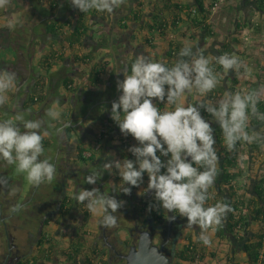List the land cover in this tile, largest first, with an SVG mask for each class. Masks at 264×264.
I'll list each match as a JSON object with an SVG mask.
<instances>
[{"label": "crops", "instance_id": "1", "mask_svg": "<svg viewBox=\"0 0 264 264\" xmlns=\"http://www.w3.org/2000/svg\"><path fill=\"white\" fill-rule=\"evenodd\" d=\"M171 1L180 5L194 3V0ZM215 2L217 7L213 8ZM205 3L211 5L206 6L210 13L206 20L210 26V35L190 24L184 13L176 15L174 10L163 13L162 17L169 28L166 34L162 35L157 29L149 30L144 25H152V15L156 8L163 4V0H125L122 7L113 15L106 14L105 21L101 22L96 18L95 25L90 26L89 36L93 35L91 39L96 38V32L105 31L107 42L104 46H94V39L87 38L83 46L68 47L61 36L46 32L49 23L72 24L76 12L66 0H13L8 15L0 12V68L15 71L19 79L16 91L10 94L9 103L0 106V119L23 110L26 118L44 120L49 132L43 141L45 156L50 157L51 162L55 164L57 176L66 173L48 196L42 194L45 184L39 187L29 186L26 188L27 192L25 190L21 196H17V200L15 196L8 199L7 196L0 195L1 209L4 201L12 199L10 206H6L1 212L2 262L6 260L9 252L8 244L13 243L10 250L15 263L27 261L28 264H81L68 263L60 254L52 258L47 257L45 245L41 248L36 247L40 235L36 231L40 230L41 224L40 232L58 243L57 250H67L81 223L78 202L74 195L81 189L90 190L95 187L106 195L126 201V204L118 210L119 213H116L118 220L114 228L99 227L96 218L89 214L83 228L86 232L84 247L87 252L89 246L101 245L102 254L98 256L101 261L121 264L110 261L109 253L102 244V232L104 229L106 238L115 237L117 242L129 243L134 236L131 234L132 225L143 224L149 219L146 211L139 210L140 202L151 197L153 193L148 191L143 196L137 195L140 189L147 187V176L145 174L140 189L132 188L131 195L128 196L111 192L112 187H118L120 178L117 175L105 172L95 185L85 183V176L93 166L99 167L104 162L107 153H113L115 159H133L127 149L135 145L136 141L131 136L125 137L120 133L118 126L110 118V109L112 102L121 94L117 88V81L124 78L122 74L114 71L128 69L129 62L134 59V53H143L153 61L165 63L170 42L175 46L179 45L178 53L186 43L195 42L207 52L219 55L220 46L225 41H231L232 54L239 56L251 71L250 77L238 74V83L234 86V91L246 88L264 89V0L261 8L257 7L256 0H205ZM137 10L136 15L141 16L139 20L134 19L133 13ZM173 17L178 19L174 27L171 24ZM68 25L62 27V30L67 31ZM51 49L56 50L57 57L48 67H42L41 57ZM90 52L95 61L106 63L102 83L95 87H92L88 80L90 66L79 64L74 59V56ZM233 77L234 74L231 72L226 75L222 73V80L218 85L223 89L221 96L231 85ZM37 82L42 85L44 98L40 102L35 99L37 103H31L30 97H34L33 88ZM57 99L60 101L61 119L48 121L46 111ZM57 128L62 129L59 135L56 132ZM102 128L107 129V136L98 140ZM261 129H264V125ZM98 142L99 148L92 149ZM83 152H90V156L83 158ZM241 160L243 170L249 168L245 176L249 175L250 171L255 177L264 175V146H260L258 152H251L245 144L241 149ZM9 168V165L0 162V176ZM106 174L109 176L108 180L105 179ZM19 180L10 176L8 178L9 183L18 190L22 183V180ZM238 182L240 185L243 184L240 191L248 183L245 177H240ZM249 195L250 193H247L246 198ZM66 197L69 199L68 206L66 205L69 212L65 216H60V204ZM14 206H19V211L10 213L9 210ZM176 220L178 225L182 226L181 238L178 241L190 234L193 239H197L199 229L193 231L186 228V218L177 216ZM259 227L257 223L250 226L252 232H256ZM204 247L206 250L203 261L209 264L226 261L230 256L231 244L226 240L217 241L213 235L212 246ZM211 253H214L213 258L210 256ZM235 260L245 261V253L242 251L237 253Z\"/></svg>", "mask_w": 264, "mask_h": 264}, {"label": "clouds", "instance_id": "2", "mask_svg": "<svg viewBox=\"0 0 264 264\" xmlns=\"http://www.w3.org/2000/svg\"><path fill=\"white\" fill-rule=\"evenodd\" d=\"M66 2L79 13L95 10L111 16L125 0ZM12 6L13 0H0V12L5 15ZM133 55L130 69L114 71L124 78L117 81L121 94L110 109V118L120 133L136 141L127 149L133 159H115L113 153H107L99 167L93 166L88 171L85 183L95 185L105 172L117 175L118 187H112L111 191L128 196L132 188L140 189L146 174L147 187L137 195L151 191L169 222H174L177 216L186 218L185 227L199 229L198 242L211 247L212 235L233 212L229 203H209L212 199L209 190L220 171L213 125L221 130L228 152L234 151L238 144H264V131L250 127L253 120L264 125V111L259 107L264 89H226L220 98L210 99L209 94L221 83L222 73L250 77L251 71L239 56L213 55L195 42L186 43L171 66L153 61L143 53ZM216 66L222 73L216 71ZM18 83L15 71L0 68V106L9 103ZM46 117L48 121L61 119L58 99L47 109ZM61 131L57 128V135ZM48 135L45 121L26 118L23 110L0 119V162L14 166L15 172L25 176L32 187L51 184L57 168L45 156L43 141ZM17 191L7 177L0 176V195L12 198ZM74 199L85 205L102 228L116 227V213L126 204L95 187L81 189ZM153 207L150 205L146 210L152 211ZM9 211L16 213L19 206Z\"/></svg>", "mask_w": 264, "mask_h": 264}, {"label": "trees", "instance_id": "3", "mask_svg": "<svg viewBox=\"0 0 264 264\" xmlns=\"http://www.w3.org/2000/svg\"><path fill=\"white\" fill-rule=\"evenodd\" d=\"M257 7L261 8L263 0H256ZM140 5V4H139ZM211 6L206 4L205 0H194L193 4L180 5V3L172 2L171 0H163V4L156 8L152 15V25L147 26L149 30L153 28L157 29L160 34H166V30L169 28L164 20L163 13L169 10H174L175 14L184 13L189 20L190 24L194 27H199L205 31V34L210 35V26L206 22L209 17V10L206 6ZM75 19L68 25L67 22L64 23H49L46 26V32L54 36H61L63 42L68 47L83 46L87 38L91 39L93 36H89L90 26L95 25V19H99L101 22L105 21L107 13H99L95 10H91L88 13H79L75 10ZM134 12V19L139 20L141 16L136 15ZM177 17L172 18V26L174 27L177 21ZM68 25L67 31H63L62 27ZM93 33V31H92ZM106 33L105 31H100L96 38H93L94 46H104L106 45ZM174 46V47H173ZM179 50V45H173L169 43V51L167 52V61L165 64L171 66L174 63V58ZM224 53L232 54L231 41H225L218 49V54L222 55ZM57 57L56 50H49L45 55L41 57L40 64L42 67H48L50 62ZM78 58V60H77ZM74 59L79 64L85 66H90L88 71V80L92 87H95L102 83V77L106 73V63L104 61H95L92 53L81 54L78 57L74 56ZM133 61V60H132ZM132 61L128 64V69H130ZM216 71L222 73V69L216 66ZM222 80V79H221ZM67 82V81H66ZM238 83V74H234L231 80V85L227 90L234 91V86ZM222 87L218 86L212 93L209 94L210 99H215L221 96ZM44 90L42 85L37 82L33 88L34 97H30L31 103H37L35 99L40 102L44 98ZM36 97V98H35ZM163 108L164 105H158ZM260 110L264 111V103L261 102L259 105ZM202 115H205L202 113ZM206 118L210 119V117ZM215 127V138H216V148L220 156L219 161V174L217 176L214 186L209 190L212 199L209 201L210 204H215L217 202L229 203L233 212L229 213L227 218L224 220L222 226L217 232L213 234V238L217 241L226 240L231 244L230 256L226 260L229 264H264V175L260 174L258 177L250 171L249 168L246 171L243 170L244 167L241 166V149L245 144H238L236 149L232 152L225 150L223 146L222 132L218 126ZM259 122L253 120L250 123L252 128H260ZM262 130V129H261ZM264 131V129L262 130ZM247 145V144H246ZM260 146L264 144H253L247 145V149L251 152H258ZM254 154L252 153L251 158L253 159ZM251 159V161H252ZM250 161V162H251ZM252 163V162H251ZM250 166V164H249ZM240 177H245L248 182L247 185L240 191L241 188L238 179ZM112 192V191H111ZM250 195L246 198V194ZM68 197L61 201L59 214L60 216H65L68 214ZM67 205V206H66ZM153 205L152 211H147L148 207ZM79 212L81 215V223L78 226V233L70 242L67 250H57L58 243L53 242L51 237L45 236L43 233L39 236L36 247L41 248L44 245L47 257H56L57 254L64 256L68 263L81 262V264H108L107 261H101L98 256L102 254L101 245H95L94 247L89 246L88 251L84 247L86 232L83 230L86 225L89 212L84 204L78 203ZM148 213L151 223L157 224L159 226L164 225L167 219L162 214L163 210L159 209V206L153 199V194L151 197L142 200L140 202V209ZM121 215V214H118ZM253 223L260 225L256 232H252L250 226ZM252 232V233H251ZM206 247L200 244L197 239H193L191 234L185 236L179 246H175L171 253H173V260L171 264H209L203 261ZM240 251L244 252L246 255V260L243 262L236 261L235 256ZM211 258H213L214 253H211ZM17 264H28V262H19ZM32 264V263H31Z\"/></svg>", "mask_w": 264, "mask_h": 264}, {"label": "flooded vegetation", "instance_id": "4", "mask_svg": "<svg viewBox=\"0 0 264 264\" xmlns=\"http://www.w3.org/2000/svg\"><path fill=\"white\" fill-rule=\"evenodd\" d=\"M65 174H66L65 172H63L62 174L60 173L62 178L64 177ZM8 199H10V198L8 197ZM11 200L4 201L2 204L3 209L0 208V231L3 228L2 227V223H3L2 218L3 217H2L1 212L4 211V208L6 206H8V207L10 206ZM163 226H159L157 224L151 223V220L149 218L148 224L145 225V227H142V228L139 227V228L140 229H147V230L151 231L154 235L155 243L159 244V245L164 244V250L166 253L169 254V252L174 249L178 240L181 238V231L180 230H181L182 226L180 224L178 225L177 220L172 222V225L170 226L169 229H168L167 224H164ZM178 226H179V228H178ZM37 227L39 229V224H37ZM132 229H133L134 233L132 232L131 234H133L134 236H133L132 240H130L129 243H125L124 241H122V242L118 241L117 242L115 240L116 239L115 237L113 239H109L108 237H107V239H105L102 236V244L107 249V251L109 253L110 261L112 263L119 262L121 264H125V259L122 256L128 252L129 247L132 244L135 245L137 243L138 238H139V231L136 229L135 224L132 225ZM37 232L38 231H36V233ZM40 235H41V232H40ZM0 236H1V232H0ZM106 243H110L111 247L107 246ZM12 246H13V243L8 244L7 250H9V252H8V254L6 256V260L4 262H2V260H1V258L3 256L1 254L2 256H0V264H17V263H15V258H14V256H12V253L10 250Z\"/></svg>", "mask_w": 264, "mask_h": 264}, {"label": "water", "instance_id": "5", "mask_svg": "<svg viewBox=\"0 0 264 264\" xmlns=\"http://www.w3.org/2000/svg\"><path fill=\"white\" fill-rule=\"evenodd\" d=\"M91 35V34H90ZM11 171L9 169H5L2 172V176L9 178ZM60 178L62 176L59 174L56 175L54 181L51 184H45L43 187L42 194L45 196H48L56 187V184L60 182ZM25 191V188L20 184L19 190L17 192L18 195H15L16 200L18 199L17 196H21V194ZM149 222V219L146 220L145 223L138 225L135 223L136 229L139 231V238L135 245H131L129 247L128 252L123 255L122 257L125 259V264H171L173 260V253H166L164 250V244H156L154 242V235L151 231L147 229H140L142 227H145ZM168 226V229L172 225V222L165 223ZM163 226V225H162ZM140 227V228H139ZM164 227V226H163ZM42 228V225H40V230ZM40 230L38 233L40 234ZM102 236L106 238L104 229L102 232ZM107 246H110V243H106Z\"/></svg>", "mask_w": 264, "mask_h": 264}, {"label": "rangeland", "instance_id": "6", "mask_svg": "<svg viewBox=\"0 0 264 264\" xmlns=\"http://www.w3.org/2000/svg\"><path fill=\"white\" fill-rule=\"evenodd\" d=\"M97 37V36H96ZM10 171H11V173H10V177H12L13 179H15V180H19V179H21L22 180V183H21V185L25 188V190H26V192H27V189L26 188H28L30 185L28 184V182H27V180H26V177L25 176H23V175H19V174H17L16 172H15V169H14V166H10ZM108 178H109V176L106 174L105 175V179L106 180H108ZM20 181V180H19ZM25 192V193H26ZM3 240L4 241H6V239L3 237ZM181 241H182V239L180 240V241H178L177 242V246H179L180 244H181ZM154 242H155V240H154ZM172 252V250L169 252V253H171Z\"/></svg>", "mask_w": 264, "mask_h": 264}, {"label": "built area", "instance_id": "7", "mask_svg": "<svg viewBox=\"0 0 264 264\" xmlns=\"http://www.w3.org/2000/svg\"><path fill=\"white\" fill-rule=\"evenodd\" d=\"M217 7V2H215L213 4V8H216ZM99 32H96V35L98 36ZM107 129L106 128H102L101 129V133L99 135V138L98 140H101L102 138H104L105 136H107ZM99 148V142L97 145H94V147H92V149H95L97 150ZM91 149V148H90ZM90 156V152H83L82 153V157L85 158V157H88ZM195 264H198V263H195ZM217 264H229L228 261H222V262H218Z\"/></svg>", "mask_w": 264, "mask_h": 264}]
</instances>
